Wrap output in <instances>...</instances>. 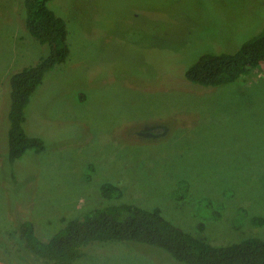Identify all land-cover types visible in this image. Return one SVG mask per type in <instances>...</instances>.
Here are the masks:
<instances>
[{
	"label": "rangeland",
	"instance_id": "1",
	"mask_svg": "<svg viewBox=\"0 0 264 264\" xmlns=\"http://www.w3.org/2000/svg\"><path fill=\"white\" fill-rule=\"evenodd\" d=\"M69 58L31 97L25 129L46 150L9 154L11 77L50 54L24 0H0V245L9 264H51L19 241H49L97 207L134 204L214 245L264 239V64L227 85L189 81L205 53L264 32V0H52ZM113 183L121 196H105ZM74 264H178L155 247L95 243ZM21 260V261H20ZM7 262V263H8Z\"/></svg>",
	"mask_w": 264,
	"mask_h": 264
},
{
	"label": "trees",
	"instance_id": "2",
	"mask_svg": "<svg viewBox=\"0 0 264 264\" xmlns=\"http://www.w3.org/2000/svg\"><path fill=\"white\" fill-rule=\"evenodd\" d=\"M52 0H24L27 30L50 54L37 64L25 67L11 77L9 112V154L12 162L27 152L46 150L41 137L31 136L25 129L26 110L32 95L45 76L64 63L71 53L67 41V23L50 7ZM264 64V32L249 40L237 52L205 53L188 69L189 81L207 87L227 85L239 80ZM105 196H121L113 183L103 185ZM255 223L263 219L254 218ZM19 241L46 263L74 264L84 250L95 243L132 242L168 253L178 264H264V239L249 237L227 245H214L194 235L163 215L161 208L146 209L134 204L97 207L69 220L49 241L36 233L28 218L18 221ZM16 257L0 245V260ZM9 263V262H8Z\"/></svg>",
	"mask_w": 264,
	"mask_h": 264
},
{
	"label": "water",
	"instance_id": "3",
	"mask_svg": "<svg viewBox=\"0 0 264 264\" xmlns=\"http://www.w3.org/2000/svg\"><path fill=\"white\" fill-rule=\"evenodd\" d=\"M0 264H9V263L0 260Z\"/></svg>",
	"mask_w": 264,
	"mask_h": 264
},
{
	"label": "flooded vegetation",
	"instance_id": "4",
	"mask_svg": "<svg viewBox=\"0 0 264 264\" xmlns=\"http://www.w3.org/2000/svg\"><path fill=\"white\" fill-rule=\"evenodd\" d=\"M21 261V260H20Z\"/></svg>",
	"mask_w": 264,
	"mask_h": 264
}]
</instances>
